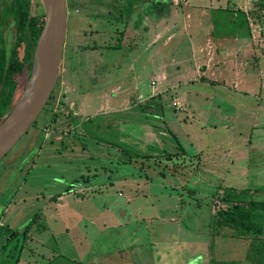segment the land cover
<instances>
[{"label": "rangeland", "instance_id": "1", "mask_svg": "<svg viewBox=\"0 0 264 264\" xmlns=\"http://www.w3.org/2000/svg\"><path fill=\"white\" fill-rule=\"evenodd\" d=\"M180 5L175 4L178 11ZM66 6L70 22L52 95L0 160V216L7 223L0 226V264H255L247 254L264 242V233H240L215 222L217 211L231 205L220 199L221 189L230 187L250 190L241 205L264 225V170L255 169L242 145L252 117L241 114L237 123L242 109L236 98H227L232 86L215 87L220 99L205 97L214 83L199 78L203 61L184 64L189 45L178 12L170 16L176 38L163 45L147 43L155 32L163 33V25L152 29V21L143 19L135 34L131 25L107 19V11L124 13L126 0H66ZM28 10L27 40L16 46L21 52L44 20L41 0H30ZM95 12L106 20L94 29L89 17ZM257 21L264 19L239 20L240 28ZM7 22L8 50L16 43V23ZM228 23L221 27L230 28ZM95 42L126 47L124 56L107 55L115 66L97 84L76 78L72 56L75 44ZM127 45L137 47L134 59ZM242 58L249 62L248 75L253 58ZM173 60H182L177 66L193 74L189 80L158 77L161 69L168 75L175 68ZM257 64L264 69V58ZM26 84L23 74L17 99ZM73 87L90 97L79 99L81 109L74 101L75 108L68 105ZM125 151L146 157L128 158Z\"/></svg>", "mask_w": 264, "mask_h": 264}, {"label": "crops", "instance_id": "2", "mask_svg": "<svg viewBox=\"0 0 264 264\" xmlns=\"http://www.w3.org/2000/svg\"><path fill=\"white\" fill-rule=\"evenodd\" d=\"M98 2H100V0H98ZM146 2L153 3L144 4L143 0H126L128 8L123 11L124 13L121 12L122 14L117 13L116 15L114 12H111V10L110 12L107 11V19L110 18L113 21L120 20L122 24L128 26L129 29V25H131L134 31L136 29L135 34L138 31L137 28L140 24H144L141 22L143 19L152 21V29H155V27H158L159 25H163L166 27L163 33L155 32L151 35L152 37L149 36L151 38L147 40V43H149V41L157 42L162 40L163 45H169L176 36L175 29L177 27L170 22L171 12H180L179 14H176L177 16H180L181 25L179 28L182 30V32H180L187 38L185 43L189 45L187 46L189 54L186 56L189 58L188 63L184 64L203 61L200 64L202 66L204 64L205 67L201 68V66L197 68V74L199 75V78H203L208 84L214 83L209 84V86L212 87L211 90L203 91L205 97L211 95L214 96V99H220L216 92L217 88L215 87L220 89L224 86H232L231 91L233 90L232 93L234 94H227V98L229 100L236 98L237 109H242L241 113L236 114L237 123L239 122V116L241 117L242 115L245 116L248 114L250 118L252 117L249 122L250 126L248 125V127H250V132L247 135V142L245 145L243 142L242 145L246 147V151L249 150V155H247V157L250 159L251 163L257 164L255 169L262 172L264 170V122L259 123L257 118L261 116L264 117V93H262V90L264 89V69L257 68L259 65L257 62L259 61V58H264V22H250L249 28L247 26L245 28H240L239 20L248 19L253 21L264 19V0H148ZM176 3H181L180 11L175 7ZM152 5H155L156 7L154 8ZM96 14L97 13L95 12L89 17V19L95 20L93 23H89V27H91L90 24H93L94 29L96 23L97 25L102 24L101 22L106 20V17H102L99 13L98 15ZM96 19L99 20L96 21ZM111 20L108 21L111 22ZM226 20H229L228 24L231 25L229 26L230 28L221 27L224 22L226 23ZM68 22H70V20L67 21V26ZM75 22H77V20ZM75 22L74 25H76ZM107 23L108 22L106 21V24ZM77 27H80L79 24ZM75 32L78 33L81 31H77L76 28ZM97 35H104V30ZM140 37L141 35L138 36V38ZM135 41L136 39L132 40L130 44H134L133 42ZM79 45L80 44H75L72 54L73 57H76V62V50ZM84 45H98L99 47L107 46L104 48V55L102 56L104 57L101 61L103 66L96 70L93 73V76H85L80 73L77 62L79 77L76 76V78H81L82 80L91 79L90 81H92L93 84H97L102 79L106 78L108 73H111L110 69L115 66L111 65V63L113 64L114 62L113 60L111 63L108 60V56H112L111 51L115 52V50H112V44L95 42ZM120 45L123 50L126 48L124 44L120 43ZM127 46L132 59H134L136 52H138L136 51L137 47L131 45ZM141 47L144 46L142 45ZM255 51L258 52L256 55ZM253 55L257 56L258 59H255ZM242 56L245 57L247 61L250 56L253 58L254 66L251 68V72H249L251 75L245 73L246 70H250V67L249 62L244 63ZM126 61L127 60H125V62ZM172 62L174 63L175 68H172L168 75H165V71L162 69L160 71L154 69V71L159 72H157L158 77L162 78L166 76L167 78L169 77L170 80L172 78L173 80L171 81H182V79L189 80L190 78L188 75L193 74L188 73L184 68L177 66L178 64L183 63L182 60H173ZM190 65L192 66V63ZM173 74H175V76H173ZM65 84L67 85L66 82ZM256 86L259 88L258 92H256ZM76 89L77 87L72 88L75 95H73L74 98L68 103V105L73 109L74 101L77 108L81 109L78 107L79 99H89L90 97L85 96L83 92H80L79 88ZM256 95L257 97H255ZM253 98H255L254 102H252ZM221 103L222 102L218 105H221ZM215 107L218 110L219 106L215 105ZM213 108L214 107L211 109ZM217 114L223 115L219 110ZM243 138H239L240 142ZM250 150L253 151L252 154L255 155L254 157L252 154L250 155ZM5 224L7 223L3 220V214H1L0 226H4Z\"/></svg>", "mask_w": 264, "mask_h": 264}, {"label": "trees", "instance_id": "3", "mask_svg": "<svg viewBox=\"0 0 264 264\" xmlns=\"http://www.w3.org/2000/svg\"><path fill=\"white\" fill-rule=\"evenodd\" d=\"M29 5L30 0H0V123L17 100V86L20 77L24 74L26 83L32 67L33 42L37 40L40 30L39 32L30 34V43H27L22 52L18 51L17 48V45L23 42L24 37L26 38L25 40H27L28 35L26 34V26L29 16ZM10 18H13L16 23V43L11 49L7 50L3 28H5ZM106 47L107 46L79 45L76 50L79 72L88 74V76H93V73L103 66L101 61L104 59L102 56L104 55V48ZM111 48L115 50L118 55L119 51L120 53L124 51L123 48H121L120 42L111 45ZM122 56H124V54ZM177 147L181 152H185L180 144H178ZM125 152L128 158L145 156L129 151ZM221 191V201L231 203V205L217 211L215 218L217 226L232 228L240 233H252L254 236L263 234L264 225L256 223L253 219L251 209L241 205V202L248 201L245 197L250 193V190L225 187L222 188ZM1 228L2 227H0V231ZM5 230L8 232L7 227L3 228L2 231L4 232ZM247 256L255 264L258 261L261 263V261L264 260V242L255 244L254 249L249 251Z\"/></svg>", "mask_w": 264, "mask_h": 264}, {"label": "water", "instance_id": "4", "mask_svg": "<svg viewBox=\"0 0 264 264\" xmlns=\"http://www.w3.org/2000/svg\"><path fill=\"white\" fill-rule=\"evenodd\" d=\"M44 20L27 84L0 123V160L14 147L47 104L59 76L67 30L66 0H41Z\"/></svg>", "mask_w": 264, "mask_h": 264}, {"label": "built area", "instance_id": "5", "mask_svg": "<svg viewBox=\"0 0 264 264\" xmlns=\"http://www.w3.org/2000/svg\"><path fill=\"white\" fill-rule=\"evenodd\" d=\"M175 104H177L176 102H175ZM177 106H178V104H177ZM179 107V106H178Z\"/></svg>", "mask_w": 264, "mask_h": 264}]
</instances>
